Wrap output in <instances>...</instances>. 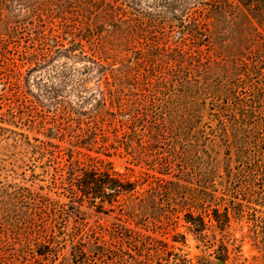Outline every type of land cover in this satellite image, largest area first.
Returning a JSON list of instances; mask_svg holds the SVG:
<instances>
[{
	"label": "rangeland",
	"instance_id": "obj_1",
	"mask_svg": "<svg viewBox=\"0 0 264 264\" xmlns=\"http://www.w3.org/2000/svg\"><path fill=\"white\" fill-rule=\"evenodd\" d=\"M52 1L0 0V247L6 253L1 258L6 260L14 249L29 252L38 229L49 222L44 207L57 199L53 186L56 170L88 155L111 163L119 175L131 180L142 173L179 183L166 209L171 214L179 212L176 224L168 232L157 226L140 231L143 264H264V123L254 130L245 126L234 138L219 131L209 116V100L199 109L187 108L184 101L177 103L174 92L177 89L178 94L185 75H174L163 63H156L153 51L150 64L133 69L140 87L127 93L128 99L136 102L133 113L140 118L136 133L123 144L112 135L93 141L94 123L88 110L93 101L82 109L62 90L52 99L37 90L34 55L41 37L58 31L67 43L72 28L82 27L78 34L87 37L96 28L106 41L101 59L112 69L124 53L131 63H138L143 45L135 42L126 48L123 43L111 42L112 37L123 40L127 32L122 30L119 38L108 22L101 25L103 19H76L67 12L69 7H53ZM124 10L131 37L142 43H165L176 37L180 22L187 21L149 14L144 4ZM40 11L48 19H37ZM227 12V19H232L235 11ZM82 45L90 54L84 41ZM237 49V44L230 46L227 54L234 55ZM237 77L235 71H227L222 81L234 85ZM97 79L88 78L86 97L95 98ZM260 85L258 100L264 113V74ZM145 121L150 124L146 132L141 127ZM147 188L146 184L140 186ZM221 199L236 201L223 228L217 227L209 210ZM191 203L199 212L208 210V214L202 212L206 226L200 233L181 219ZM66 253L69 248H55L48 264H65Z\"/></svg>",
	"mask_w": 264,
	"mask_h": 264
},
{
	"label": "trees",
	"instance_id": "obj_2",
	"mask_svg": "<svg viewBox=\"0 0 264 264\" xmlns=\"http://www.w3.org/2000/svg\"><path fill=\"white\" fill-rule=\"evenodd\" d=\"M62 1L65 0H54L51 4L69 7L67 12L76 19H103L101 25L108 22L116 35L122 30L127 32L123 40L112 37L111 42L123 43L126 48L135 42L143 45L138 63H131L124 53L118 59L117 68L112 69L101 59V48L106 41L97 35L96 28L95 35L89 31L90 37L78 34L82 27L72 28L67 43L58 31L41 37V46L34 55L37 90L47 93L49 99L62 90L76 99L82 109L93 101V107L88 109L94 123L93 141L97 142L98 136L103 140L112 135L123 144L136 133L140 118L133 113L136 102L128 99L127 93L140 87L133 69L150 64L153 51L157 53L156 63H163L174 75H185L178 94L177 89L174 92L177 103L184 101L187 108L199 109L209 100V116L219 131L234 138L245 126L254 130L264 123L258 100L264 74V0H73L68 4ZM143 4L149 14L187 21L180 22L176 37L165 43L135 41L124 7ZM231 8L235 13L232 19H227L230 18L227 9ZM40 12L37 19L44 16L48 19ZM238 16L242 19H236ZM83 41L90 54L83 51ZM235 44L238 45L235 54L228 55L227 48ZM111 46L117 47L116 44ZM227 71H235L239 76L234 85L222 81ZM92 76L99 79L95 98L84 94L86 82ZM127 84L129 87L125 86ZM142 124L145 132L148 131L150 124L146 121ZM237 148L235 145L233 150L237 152ZM57 170L53 181L57 199L44 207L49 220L47 226L38 229L35 243L26 254L14 249V253L3 260L1 256L5 252L0 247V264H48L51 253L59 246L69 248L63 259L65 264H143L145 255L139 251L144 246L140 231L157 226L168 232L180 219L179 212L171 214L166 210L169 197L179 186L177 182L145 177L142 173L131 180L119 175L111 163L88 155ZM142 184L148 188L140 189ZM219 202L209 210L217 227L223 228L228 223V210L234 208L236 201L221 199ZM206 211L199 212L195 203H191L182 211L181 219L200 233L206 226L202 215ZM90 220L94 221L92 225ZM129 248L134 251L128 252Z\"/></svg>",
	"mask_w": 264,
	"mask_h": 264
}]
</instances>
